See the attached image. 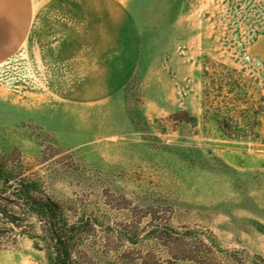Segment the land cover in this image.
Segmentation results:
<instances>
[{"label":"rangeland","instance_id":"obj_1","mask_svg":"<svg viewBox=\"0 0 264 264\" xmlns=\"http://www.w3.org/2000/svg\"><path fill=\"white\" fill-rule=\"evenodd\" d=\"M40 6L0 62V203L37 180L75 264H264V0ZM230 98L247 136L220 130ZM28 223L0 214V264H50Z\"/></svg>","mask_w":264,"mask_h":264},{"label":"trees","instance_id":"obj_2","mask_svg":"<svg viewBox=\"0 0 264 264\" xmlns=\"http://www.w3.org/2000/svg\"><path fill=\"white\" fill-rule=\"evenodd\" d=\"M211 87L207 85V91L211 92ZM217 91V90H216ZM230 92L228 91V94ZM229 97V96H228ZM230 98L229 106L225 105L224 110L217 108L214 112L216 120L219 122L221 132L229 137H242L252 133L250 128L251 119H247L246 126L240 124L235 117V112L249 113V108L239 109L234 106L235 100ZM232 100V101H231ZM20 172L9 170L6 166L0 165V188L16 180ZM0 214L5 219L18 227H23L22 233L26 234L28 220L34 217L44 225L47 234L50 264H75L73 257V241L75 226L68 217L64 207L50 195L43 192L37 180H29L16 185L7 196L1 198ZM13 231V230H12ZM1 236V234H0Z\"/></svg>","mask_w":264,"mask_h":264},{"label":"crops","instance_id":"obj_3","mask_svg":"<svg viewBox=\"0 0 264 264\" xmlns=\"http://www.w3.org/2000/svg\"><path fill=\"white\" fill-rule=\"evenodd\" d=\"M55 1V0H54ZM51 0H0V62L11 56L33 34L37 8Z\"/></svg>","mask_w":264,"mask_h":264}]
</instances>
